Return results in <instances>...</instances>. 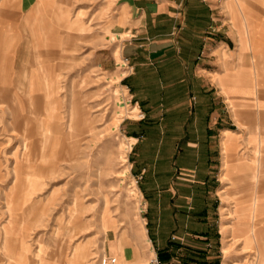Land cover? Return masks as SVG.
<instances>
[{"label":"rangeland","instance_id":"obj_1","mask_svg":"<svg viewBox=\"0 0 264 264\" xmlns=\"http://www.w3.org/2000/svg\"><path fill=\"white\" fill-rule=\"evenodd\" d=\"M208 1L227 23L230 36L213 37L195 62L219 58L227 63L237 48L236 27L242 49L250 41L248 34L252 43L255 29L263 28L251 13L264 14V0ZM62 2L67 18H72V0ZM79 8L76 24L67 29L66 49L36 52L37 61L34 56L36 62L49 64L55 72L54 91L70 95H20V100L10 101L0 97V264H16L20 255L27 264H66L70 257L75 258L72 264H100L105 253L117 257L118 264H149L156 255L165 264L253 263L257 251H242L245 237L224 238L226 226L241 224L240 228L251 234L260 229L264 216L254 209L246 211V217L234 213L237 205L249 206H244L243 198L255 195L257 187L244 189L253 184L251 175H227L220 146L223 126L218 125L219 131L208 139L206 147H184L186 138L197 144L205 134L181 126L186 119L178 113L182 106L175 107L178 102L168 95H154L153 101H140L135 95L128 79L136 67L122 53V43L132 38L131 33L126 31L123 41L110 49L115 25L108 20L102 27L104 42L96 45L101 29L95 27V21L112 14L111 5L92 17L81 10L82 5ZM0 11L4 13L2 22L12 29L10 33L18 32V0H0ZM3 23L0 20V32ZM21 54L24 59L29 56ZM153 88L155 94L162 92L161 84ZM191 100L194 106L195 99ZM71 115L75 130L68 131ZM242 152L240 149L239 156ZM179 157L183 163L178 162ZM16 160L33 179H18L24 174ZM170 170L189 178L200 171L208 178L203 196L182 203L187 206H174L172 199L174 212L167 211L169 200L161 193ZM254 174L260 177V173ZM25 188L32 192L20 213L26 220L23 233L9 239L7 250L2 234L8 222L4 201L10 202ZM51 197L54 199L49 202ZM32 205L34 209L29 211ZM225 241L234 244L230 257L224 252ZM127 249L133 257L130 263Z\"/></svg>","mask_w":264,"mask_h":264},{"label":"crops","instance_id":"obj_2","mask_svg":"<svg viewBox=\"0 0 264 264\" xmlns=\"http://www.w3.org/2000/svg\"><path fill=\"white\" fill-rule=\"evenodd\" d=\"M108 3L111 5L112 14L95 21L98 23L95 27L101 29L95 39L96 45L104 42L102 27L108 20L115 25L112 29L115 40L110 41L108 45L110 49L123 41L126 31L131 33L132 38H126L127 41L122 43V53L128 55L131 64L136 67L135 74L128 79L135 95L140 101H153L154 95H162V93L168 95V99L174 103L178 102L175 107L182 106L178 107V113L186 119L181 121V126L187 125V130L192 127L193 130L205 134L202 136L203 141L197 144L190 143L186 138V144H182L184 147H206L208 139H213L216 131L220 129L219 126H223L220 146L223 149L222 156H225L227 175L234 176L239 172L243 175H251L253 184L249 183L244 189L253 190L257 187L255 195L243 198L244 206H249L241 208V205H237L234 213L246 217V211L254 209L260 217L264 216V14L262 12L251 13L257 17L259 26L263 25V28L255 29L252 43L251 35L248 34L250 41L244 49H242L239 29L233 22L236 27L234 38L237 48L229 54L227 63L219 58H210L196 64V55L205 47L204 45L208 46V42L214 41L213 37L230 36L227 35L229 34L227 23L218 16L213 9L214 5L208 0H72L74 7L72 18H67L65 3L62 0H18L20 9L18 32L10 33L12 29L2 22L4 17L1 16L4 13L0 11L1 24L3 23L0 32V97L2 99L7 97L10 101L20 100V95H48L49 98L50 95H70V93L54 91L55 72L51 71L49 64L36 62L38 53L60 52L66 49L70 36L67 29L71 24H76L74 23L76 12L80 9V5L84 7L81 10L87 11L88 16L92 17L100 14ZM233 8L236 11L234 2ZM254 20L252 19L255 23ZM73 35L75 38L78 37L76 33ZM25 52L29 53L30 58L22 57L21 53ZM100 64L104 65V62L100 61ZM155 84H161L162 92L157 94L155 91L152 92ZM192 97L195 99L194 106ZM51 111H49L50 117ZM68 123V131H72L74 118L68 119ZM240 149L243 150L242 156L238 154ZM179 160L178 162L183 163L181 157ZM16 161L21 168V162ZM169 163L172 161L170 160ZM172 170L168 172V184L161 192L163 197L166 199L168 197L169 212H174V208L170 206L172 199L174 206H187L183 204L192 202L200 195L203 196L205 193L203 184L208 180L200 171L191 174L193 178H189L178 176ZM256 172L260 173V177L257 178L254 174ZM21 173L24 176L21 175L18 179H33V175L30 172H23L22 168ZM26 174L31 176L27 177ZM31 192L32 190L25 188L22 193L14 194L15 197L11 199L13 203L10 202L12 204L8 206L9 208L4 201L8 222L3 226L2 234L5 239L4 248L7 250H9L7 245L9 239L23 233L26 220L22 219L20 213H22V204ZM53 199L51 197L49 202ZM201 202L205 203L203 197ZM33 209L32 205L29 211ZM241 226L234 224L230 228L227 226L223 228L224 238L230 240L245 237L241 246L242 251L245 253L248 248L257 251V259L248 264H264V223L260 224V229L251 231V234L242 230ZM108 251L115 253L111 248ZM233 251L234 244L226 242L224 247L226 256L230 257ZM126 254L130 263L132 254L130 255L128 249ZM69 259L70 262L75 260L73 257ZM70 262L66 264H72ZM16 264H27L24 255L17 257ZM225 264L236 263L225 262Z\"/></svg>","mask_w":264,"mask_h":264},{"label":"built area","instance_id":"obj_3","mask_svg":"<svg viewBox=\"0 0 264 264\" xmlns=\"http://www.w3.org/2000/svg\"><path fill=\"white\" fill-rule=\"evenodd\" d=\"M116 258L114 256H102L100 258V264H115ZM149 264H165L160 259L159 256L156 255L155 257L151 258Z\"/></svg>","mask_w":264,"mask_h":264},{"label":"bare ground","instance_id":"obj_4","mask_svg":"<svg viewBox=\"0 0 264 264\" xmlns=\"http://www.w3.org/2000/svg\"><path fill=\"white\" fill-rule=\"evenodd\" d=\"M13 96H14V95H13ZM18 107H19V106H18ZM72 117H73V116H72ZM73 118H74V117H73ZM77 120H78V119H77ZM71 129H72V128H71ZM73 130H75V127H74ZM71 146H72V145H71ZM17 162H18V161H17ZM17 164H18V163H17ZM15 172H16V171H15ZM1 178H2V177H1V173H0V179H1ZM8 200H9V198H8ZM10 202H11V200H10ZM10 202H9V201L7 202V207H8V206H9V207L11 206L12 203H10ZM9 204H10V205H9ZM9 207H8V208H9ZM120 248H121V250L123 251V249H124L123 242L120 243ZM104 256H107L106 253L104 254ZM115 258H116V257H115ZM115 264H118V259H117V258H116V263H115Z\"/></svg>","mask_w":264,"mask_h":264},{"label":"trees","instance_id":"obj_5","mask_svg":"<svg viewBox=\"0 0 264 264\" xmlns=\"http://www.w3.org/2000/svg\"><path fill=\"white\" fill-rule=\"evenodd\" d=\"M159 259H160L162 262H165L160 256H159Z\"/></svg>","mask_w":264,"mask_h":264}]
</instances>
